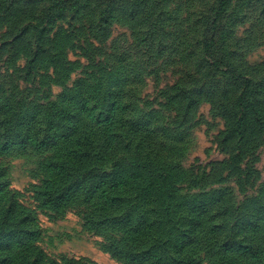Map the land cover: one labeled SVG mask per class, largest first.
<instances>
[{
  "label": "rangeland",
  "instance_id": "1",
  "mask_svg": "<svg viewBox=\"0 0 264 264\" xmlns=\"http://www.w3.org/2000/svg\"><path fill=\"white\" fill-rule=\"evenodd\" d=\"M0 264H264V0H0Z\"/></svg>",
  "mask_w": 264,
  "mask_h": 264
},
{
  "label": "trees",
  "instance_id": "2",
  "mask_svg": "<svg viewBox=\"0 0 264 264\" xmlns=\"http://www.w3.org/2000/svg\"><path fill=\"white\" fill-rule=\"evenodd\" d=\"M117 107V103H114L113 106L111 107V112H113L114 108Z\"/></svg>",
  "mask_w": 264,
  "mask_h": 264
}]
</instances>
